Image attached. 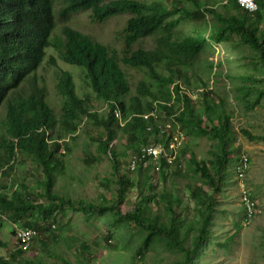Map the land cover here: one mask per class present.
Returning <instances> with one entry per match:
<instances>
[{
  "label": "trees",
  "instance_id": "trees-1",
  "mask_svg": "<svg viewBox=\"0 0 264 264\" xmlns=\"http://www.w3.org/2000/svg\"><path fill=\"white\" fill-rule=\"evenodd\" d=\"M187 2L193 3L197 13L204 7L214 18L223 21L225 26L218 28L219 34H239L243 42L259 52L264 62V28L258 32L262 24L263 0H259L261 8L256 12L243 9L237 0H228L229 6L223 4L227 9L224 13L217 12L215 8L208 6V2L200 0H174V8L167 7L162 0H61L59 16L66 21L72 14L82 10H90L91 22L99 24L117 15H129L118 31L121 38L119 48L114 44L98 41L92 35L70 25L64 26L61 37L54 36L57 23L56 0H0V107L24 82L30 80L31 84L26 96H18L14 101H8L7 133L13 140L7 141L3 138L1 141L2 212L10 211L19 215V218L31 216L34 219L36 217L32 211L36 207L41 209L44 215L51 214L55 207L54 199H59L61 205H72L71 199L59 196L54 190L56 174L61 167L57 154L62 146L61 139L67 136L76 138L83 113L103 127L105 138L99 141V151L108 155L114 162L115 169L120 171L121 153L126 152L113 148L111 142L119 135H126L128 142L133 145V151H137L140 139L141 142H148L150 133L158 134L157 128L153 131L146 130L147 123L140 116L152 108V101L165 100L163 97L173 91V104L161 107L169 115H173L174 125L180 124L187 134L210 135L216 140L213 169L207 166L204 159L198 160L191 154L188 147L183 150V156L190 152L188 164L193 165L188 169L203 173L200 184L212 186L213 193L209 196L201 185L195 184L189 188L190 197L199 204L194 207L192 215L188 207L180 206L182 198L179 194L174 197L165 193L158 194L153 185L149 184L144 195L142 189L146 182H143V179L148 176H143L144 167L139 163L135 168L138 169L139 179L118 173L116 196L109 205L80 200L77 210L80 209L86 214H104L111 210L115 215L134 222L137 231H146L142 234V245L145 247L155 239H162L182 253V257L174 264H199L201 253L210 242L215 195L221 190L220 184L226 180L224 170L233 152L230 148L233 132L226 110L221 108V104L208 101L212 92H201L199 100H194L181 92L179 84L175 83L176 80H182L186 84L185 87L190 86L187 68L193 65L207 41L201 33L175 39L167 27L173 15L189 12ZM230 8L236 11H229ZM214 32L216 27L211 30L210 35L213 36ZM155 35V46L148 47L145 39ZM50 47L64 62L84 69L85 78L96 99L106 102L109 106L106 114L99 115L98 112L89 110L92 101L90 94L79 95L72 73L64 70L56 84L64 97L61 114L58 116L48 100L46 81L37 78V72L47 58V50ZM50 61L57 64L53 54L50 55ZM148 97L150 100H147ZM117 106L126 120L124 125H121L115 115L114 109ZM46 130L53 132L48 136L50 138L46 137ZM243 132L252 140H264V135L257 137L247 129ZM141 134L143 138H140ZM48 139L53 141L49 142ZM155 141L163 142L164 138H156ZM68 144V141L63 143L67 150ZM19 149L23 153L33 154L41 165L44 174L41 183L43 194L51 199L49 204H36L30 195L18 191V186L21 190L28 189L24 183L11 184L10 176L18 161ZM238 158L234 162L235 165ZM181 163L180 158L171 166L163 160L158 172L164 178L171 170V174L181 175L184 171ZM15 183L18 184L17 187ZM10 185H14L12 192ZM136 186L139 187L140 198L136 199L132 210L122 213L121 204L126 200L127 193ZM146 201H156L157 204L164 205L167 209V221L162 222L159 213L148 215L149 204H146ZM24 225L34 227L38 232L42 230L36 220L29 221V218L24 221ZM7 245L6 241L0 239V264H44L36 258L25 256L8 258L1 253ZM24 251L16 248L19 255ZM142 251L143 249L140 252Z\"/></svg>",
  "mask_w": 264,
  "mask_h": 264
},
{
  "label": "rangeland",
  "instance_id": "rangeland-1",
  "mask_svg": "<svg viewBox=\"0 0 264 264\" xmlns=\"http://www.w3.org/2000/svg\"><path fill=\"white\" fill-rule=\"evenodd\" d=\"M56 1L57 23L54 36L61 37L64 26L70 25L92 35L98 41L114 44L119 48L121 38L118 31L129 15H117L99 24L91 22L90 10H82L72 14L66 21L59 16L61 0ZM162 1L167 7L174 8V0ZM200 1L208 2V6L221 13L227 10L223 4L229 6L228 0ZM186 6L189 12L173 15L167 27L174 34L175 39L199 33L204 34L207 39L193 65L187 68L190 79L189 90L199 86L208 88L209 92H212L208 96V101L212 104H221V108L226 110L230 116L233 132L230 141L233 152L224 170L226 180L220 184L221 190L215 195L210 242L203 249L199 264H264V140L260 138L252 140L243 132L247 129L257 137L264 135V62L259 52L243 42L239 34L227 36L219 34L218 28L225 26V23L214 18L204 7L200 13H197L193 3L187 2ZM230 10L236 11L233 8ZM261 11L263 14H261L262 24L259 33L264 28V8ZM214 27L216 32L211 36ZM155 38L156 35L146 38L145 44L154 47ZM47 54V58L37 72V78L46 81L48 100L58 116L61 114L64 97L56 84L64 70L72 73L79 95L90 94L92 101L89 110L96 111L99 115L106 114L109 106L106 102L96 99L87 83L84 69L61 60L52 47L48 48ZM51 54L56 58L57 64L50 61ZM30 87V80L24 82L0 107V150L3 138L7 141L13 140L7 133L8 101H14L18 96H26ZM172 97L173 94L169 93L163 99L172 102ZM160 118L165 123L172 120L165 111L161 112ZM52 133L46 130V137L50 138L48 136ZM103 133V127L83 113L76 138L67 136L60 140L62 146L57 155L61 167L56 174L54 190L59 196L71 199L72 205H61L59 199H54L55 207L52 213L44 215L41 209L36 207L32 211L36 217L34 219L31 216L19 218V215L13 212L0 210V239L8 243L1 251L2 254L8 258L23 256L36 258L44 264H174L182 257L179 250L170 247L162 239H155L145 247L144 244L142 245V234L146 231H137L134 222L115 215L111 210H107L104 214L99 212L86 214L80 209L77 210L80 200L109 205L116 196L119 172L129 175L132 179H139L138 169L129 168L134 151L133 145L128 142V136L119 135L111 142L113 148L126 152V154L121 153L120 171H117L111 158L99 151V141L105 138ZM185 134L187 137L182 145L184 149L188 147L191 154H194L198 160L204 159L207 166L213 169L216 159L214 151L217 150L216 140L210 135L186 132ZM140 138H143V134ZM152 138H155L154 134L148 140ZM48 141L53 140L48 139ZM64 141L69 143L68 150L63 146ZM18 152V161L10 176L11 184L24 183L28 189L21 190L18 186V191L30 195L35 199L36 204H49L51 199L43 194L41 183L44 174L37 158L33 154L23 153L20 149ZM188 153L182 156L184 171L181 175H173L170 173L171 170L164 178L158 171L151 170L150 165L143 168L142 174L148 178L143 177L146 185L142 191L145 195L147 186L152 184L158 194L165 193L173 197L179 194L182 198L180 206L188 207L193 215L194 207L199 204L190 197L189 188L195 184L201 185L209 196L214 190L209 184H200V180L204 177L203 173L188 169L193 165L188 164ZM242 155L249 158L246 185L258 200L260 209V212L249 222L243 220L244 209L239 199L238 182L234 172V162ZM14 185H10V192L14 190ZM138 188L136 186L127 193L126 200L120 206L122 213L133 209L136 199L140 198ZM146 204L150 206H148V215L159 213L160 220L167 221V209L164 205L157 204L156 201H146ZM27 218L29 221L36 220L42 230L39 231L31 248L19 255L16 253L19 245L14 232L17 227L25 226L24 221ZM142 249L143 251L140 252Z\"/></svg>",
  "mask_w": 264,
  "mask_h": 264
},
{
  "label": "built area",
  "instance_id": "built-area-1",
  "mask_svg": "<svg viewBox=\"0 0 264 264\" xmlns=\"http://www.w3.org/2000/svg\"><path fill=\"white\" fill-rule=\"evenodd\" d=\"M237 2L243 9L249 12H256L261 8L259 0H237ZM151 115L157 118V114ZM145 117H148V114L145 115ZM167 126L170 127L169 124H167ZM183 139L184 136L182 133H175L167 144H142L139 150L132 156L130 167L135 169L139 163H142L143 167L152 165L153 168L158 170L163 160L169 164L173 163L180 153L179 148ZM248 163L249 158L246 155L240 156L235 165V176L238 182L239 198L246 210L245 221L249 222L260 212V209L258 200L253 196L246 185ZM37 236V229L31 226H21L17 228L15 232L18 245L24 250H29L31 248Z\"/></svg>",
  "mask_w": 264,
  "mask_h": 264
},
{
  "label": "clouds",
  "instance_id": "clouds-1",
  "mask_svg": "<svg viewBox=\"0 0 264 264\" xmlns=\"http://www.w3.org/2000/svg\"><path fill=\"white\" fill-rule=\"evenodd\" d=\"M175 83H177V84H179V86H180V88H181V92H183V93H186L188 96H190L192 99H194V100H196V99H198L199 98V96H200V94H201V92L203 93L204 91H210L208 88H206V87H204V86H199V87H197L196 89L195 88H192L193 90H189V87H185V84H183V82H182V80H176V82ZM174 83V84H175ZM174 86V85H173ZM173 86H172V88H173ZM198 92H199V94H198ZM172 94H173V97H172V102H169L170 100H154V101H152V104H153V106H152V108L150 109V110H148L147 112H145V113H143V114H141V118L144 120V121H146V130H148V131H153L155 128H157L158 129V134H155V133H150L148 136L149 137H151V135L152 134H154L155 135V138L153 139H150V140H148V142H141V144L139 145V147H138V150H139V148L141 147V145L142 144H148V143H153V144H158V143H160V144H167V143H169V141L173 138V135L175 134V133H182L183 134V136H184V139H183V141H182V144H181V146H180V148H179V150H180V153H179V155L177 156V158H180V161L182 162V158L184 157L183 156V150H184V147L182 146L185 142V139H186V137H187V135L185 134V131L183 130V129H181V127H180V124H177L176 126L174 125V122H173V115H169L167 112H166V110H164L162 107H161V105H166V106H170L171 104H173V102H174V98H175V94H174V92L172 91L171 92ZM201 99V98H200ZM149 100H150V98H149ZM199 100V99H198ZM162 111H165L167 114H168V117H169V119H172L170 122H167V123H165V121L164 120H162L161 118H160V116H161V112ZM114 112H115V115H116V117H118V119H119V121H120V123H121V125H124L125 124V122H126V120H124V118H123V114H122V111L120 110V108L117 106L115 109H114ZM117 112H118V114H117ZM148 114V117H145V115H147ZM151 114H157V118H155L153 115H151ZM167 124H169L170 125V127H168L167 126ZM156 138H164V141L163 142H156L155 141V139ZM181 147H183V148H181ZM137 150V151H138ZM137 151H134V154L137 152ZM186 155V154H185ZM188 155L190 156V154L188 153ZM183 156V157H182ZM177 158L175 159V161L173 162V163H171V164H169L170 166L171 165H175V162H176V160H177ZM183 165V162L180 164V166H182ZM138 166V165H137ZM150 168H151V170H156V171H158V170H160V169H155V168H153V166L152 165H150L149 166ZM161 167V166H160ZM129 168H130V166H129ZM144 168H146V167H144ZM132 170H134V169H132ZM236 177V176H235ZM236 180H237V178H236ZM17 185L18 184H16L15 185V187H17ZM238 194H239V192H238ZM254 196V195H253ZM240 199V198H239ZM243 205V204H242ZM243 207V209H244V215H243V220L245 219V217H246V210H245V207L244 206H242ZM18 228V227H17ZM16 228V229H17ZM16 229H15V232H16ZM38 231V230H37ZM14 232V233H15ZM38 235H39V232H38ZM38 237V236H37ZM36 237V238H37ZM35 238V239H36ZM34 242V241H33ZM20 248V247H19ZM22 249V248H21ZM24 250V249H23ZM26 251V250H25Z\"/></svg>",
  "mask_w": 264,
  "mask_h": 264
}]
</instances>
